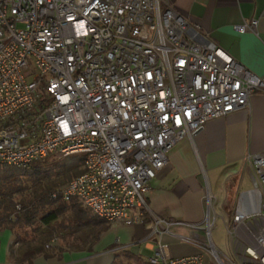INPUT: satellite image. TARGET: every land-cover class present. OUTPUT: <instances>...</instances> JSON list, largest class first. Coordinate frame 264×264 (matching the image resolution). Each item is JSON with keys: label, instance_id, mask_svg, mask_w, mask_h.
I'll list each match as a JSON object with an SVG mask.
<instances>
[{"label": "built area", "instance_id": "2783aa9c", "mask_svg": "<svg viewBox=\"0 0 264 264\" xmlns=\"http://www.w3.org/2000/svg\"><path fill=\"white\" fill-rule=\"evenodd\" d=\"M257 91L264 77L172 0H0V164L83 155V171L48 199L78 202L110 225L138 220L131 212L147 207L149 182L174 145ZM246 164L256 181L228 211L229 252L212 240L217 215L207 189L203 219L181 237L200 251L172 256L158 241L148 264H205V255L216 264H264V151Z\"/></svg>", "mask_w": 264, "mask_h": 264}, {"label": "crops", "instance_id": "0c3cea01", "mask_svg": "<svg viewBox=\"0 0 264 264\" xmlns=\"http://www.w3.org/2000/svg\"><path fill=\"white\" fill-rule=\"evenodd\" d=\"M176 8L221 48L254 74L264 77V0H172ZM257 20L256 30L240 32L236 24ZM264 151V92L226 116L210 119L204 128L184 138L167 154L165 164L151 178L147 207L132 211L133 224H112L90 249H66L32 264H116L120 256L149 252L158 241L172 256L200 251L181 237L192 233L190 223L201 222L206 211L205 192L221 185L232 206L238 190L250 183L246 158ZM214 206V197H213ZM160 220L157 224L156 221ZM201 234L202 231H196ZM14 233L0 230V264H19L11 255ZM154 254V253H153ZM143 264H148L147 259Z\"/></svg>", "mask_w": 264, "mask_h": 264}, {"label": "trees", "instance_id": "16d2710c", "mask_svg": "<svg viewBox=\"0 0 264 264\" xmlns=\"http://www.w3.org/2000/svg\"><path fill=\"white\" fill-rule=\"evenodd\" d=\"M82 171L83 155L81 154L66 156L51 163L46 160L36 162L30 168L0 164V230L9 229L14 233L15 226L36 222L49 226L62 217V221H67V224L61 221V227L71 225L72 231L81 232L78 239H81L85 246L73 249H90L110 224L92 217L78 202L48 199V194L52 190ZM17 205H20L18 209ZM39 208H41L40 211H38ZM67 211L69 215L65 216ZM46 240H48L47 235L41 239H35V245H29L21 255L15 258V261L19 264H32L33 259L38 255L46 258L53 254L60 255L45 249Z\"/></svg>", "mask_w": 264, "mask_h": 264}, {"label": "rangeland", "instance_id": "374dc122", "mask_svg": "<svg viewBox=\"0 0 264 264\" xmlns=\"http://www.w3.org/2000/svg\"><path fill=\"white\" fill-rule=\"evenodd\" d=\"M64 157H48L44 160L51 163L52 161L55 162L57 160H61ZM44 160H39L38 162H42ZM35 164V163H34ZM250 183L246 186L244 185L242 188H249L254 186V182L256 179L250 176ZM253 181V182H252ZM214 197V211L216 213V219L214 221L213 227L211 229V237L217 248L222 251L223 253H228V246L226 242V228L225 222H231V216L228 214L229 209L231 208L230 202L226 204L227 196L222 186H219L217 191H214L212 194ZM20 205H17V209ZM39 208L38 211H40ZM68 211L65 213V216H68ZM62 217L59 220L52 222L49 226L41 225L40 223L36 222L30 225H22V226H15L14 228V235L15 239L12 243L13 249L11 251V255L14 259L21 255L23 250H25L29 245H35V239H41L48 236V240L45 243V249L51 250L55 253H60L62 250L66 249H73L77 247H83V241L78 239L81 235V232L78 230H73L71 225L67 227H61L60 222L62 221ZM63 224H67V221H62ZM85 246V245H84ZM154 252L147 251L143 248L140 249V254L136 256H128L122 255L120 256V260L116 264H143L145 259L148 255H152ZM205 264H216L214 261L209 260L208 256H204Z\"/></svg>", "mask_w": 264, "mask_h": 264}]
</instances>
